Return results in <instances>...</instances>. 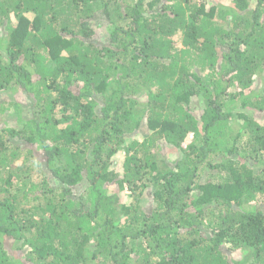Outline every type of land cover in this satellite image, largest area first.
<instances>
[{"label": "trees", "instance_id": "16d2710c", "mask_svg": "<svg viewBox=\"0 0 264 264\" xmlns=\"http://www.w3.org/2000/svg\"><path fill=\"white\" fill-rule=\"evenodd\" d=\"M0 264H264V0H0Z\"/></svg>", "mask_w": 264, "mask_h": 264}, {"label": "rangeland", "instance_id": "374dc122", "mask_svg": "<svg viewBox=\"0 0 264 264\" xmlns=\"http://www.w3.org/2000/svg\"><path fill=\"white\" fill-rule=\"evenodd\" d=\"M219 1L222 3L223 6H230V0H219ZM3 100H9V97H7L6 99H3ZM119 162H120V160L117 161L118 166H119L118 169H120V167H121V162L120 163Z\"/></svg>", "mask_w": 264, "mask_h": 264}]
</instances>
